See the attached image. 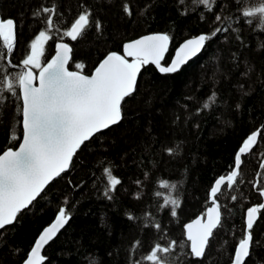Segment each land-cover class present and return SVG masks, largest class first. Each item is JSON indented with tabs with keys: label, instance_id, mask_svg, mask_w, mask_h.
<instances>
[{
	"label": "trees",
	"instance_id": "16d2710c",
	"mask_svg": "<svg viewBox=\"0 0 264 264\" xmlns=\"http://www.w3.org/2000/svg\"><path fill=\"white\" fill-rule=\"evenodd\" d=\"M133 16L125 17L121 0L113 5L101 0H0V15L18 21L17 41L13 53L14 63H20L30 50V41L45 30L44 17L33 18L32 12L41 4L57 5L54 23L60 32H53L45 48L44 62L55 53L60 35L83 9L91 6L94 15L104 23V32L86 30L83 39L76 42L63 38L73 47V57L86 64L85 74L91 72L104 55L110 51L122 53L123 43L152 33H167L172 46L164 64L173 57L176 48L201 33H210L216 26H228L229 31L209 42L206 50L181 71L161 75L153 66L144 69L138 83L136 105L128 111V119L99 134L88 142V147L78 152L70 170L54 180L46 189L47 195L35 203L32 211L23 215L22 223L10 226L0 236V264H22L41 232L51 224L61 206L70 210L71 220L60 235L44 251L45 264H135L147 251V243H166L180 240L186 223L205 216L211 206V187L221 176L234 170V156L244 140L259 131L257 146L242 156V170L231 188L224 185L217 196L221 204L222 227H218L211 241L207 257L209 264H232L234 251L246 233L247 208L264 203L253 185L264 188V30L256 24L255 17L245 18L242 12L258 4L254 0H216L211 12L203 5L188 9L177 6V0H129ZM191 5V0H187ZM205 20L201 22L200 14ZM222 17L220 25L215 16ZM262 16L264 14H256ZM252 19L253 23H246ZM238 29L239 31H232ZM239 35L241 40H236ZM224 36L228 41L223 42ZM217 41H221L217 43ZM236 53V58H232ZM248 67L246 76H241ZM5 73L22 70L5 68ZM70 70H72L70 65ZM7 76H5V87ZM238 83L245 85L241 90ZM215 91L216 101L208 110L200 111L202 103ZM247 91V96L243 92ZM8 96L7 112L0 122V154L7 148L16 149L22 140V128L13 119L15 104ZM192 97L191 100L186 97ZM127 99V98H126ZM240 104V109L235 107ZM187 107H184V106ZM181 117L174 122L175 116ZM11 133L21 139L12 140ZM196 125H199L197 127ZM178 154L169 156L164 149L175 147ZM109 169L122 183L108 200L104 196L108 185ZM139 180L138 185L136 181ZM80 184L77 190L69 184ZM175 184V189L161 188L160 183ZM139 195V199L135 197ZM235 196L236 200L231 197ZM179 199L182 205L178 217L170 216L164 198ZM67 199V205L63 201ZM126 213L136 219L130 221ZM160 223L166 233H160L145 224ZM152 238V239H150ZM145 243L135 252L133 240ZM16 249L20 251L17 253ZM181 248L169 259L178 264L176 256L183 258ZM113 255H109V253ZM245 264H264V209L254 227V244ZM187 264V262H186ZM196 264V262H192ZM198 264H204L199 261Z\"/></svg>",
	"mask_w": 264,
	"mask_h": 264
},
{
	"label": "snow or ice",
	"instance_id": "6c2138e0",
	"mask_svg": "<svg viewBox=\"0 0 264 264\" xmlns=\"http://www.w3.org/2000/svg\"><path fill=\"white\" fill-rule=\"evenodd\" d=\"M216 0H191V5L187 0H177V6H184L182 15L188 14V9L203 5L204 9L211 12ZM101 3L113 5V0H101ZM258 4L256 7L247 8L242 12L245 18L256 19V24L264 30V0H254ZM83 9L68 27L62 31L60 42L55 44V53L45 63L43 57L46 51L47 42L53 38V32H60L54 23V18L58 15L56 4L51 7L41 6L32 12L33 18L44 17L45 30H39L38 34L30 41V50L26 52L25 58L20 63H14L13 53L17 41L18 21L10 16L0 15V63L5 68L18 69L22 65L21 71L13 76L11 72L5 73L0 69V122H3L8 106V96L5 91L14 99L15 104L13 119L22 128V140L14 150L9 147L0 154V236H4L7 231L14 230L9 226L22 223L23 215L32 211L35 203L43 199L46 195L48 185L61 178L62 174L72 167L74 157L78 152H82L88 147L89 141L94 137L102 139L98 134L106 133L114 125L120 124L128 119L127 113L136 105V95H138V76L143 67L155 66L161 74H174L180 71L193 57L202 50H206L209 42L216 40L218 35L227 33L228 26H216L210 33H201L196 38L187 39L176 51L175 57L170 64L162 65L166 53L169 50L171 37L167 33H154L144 35L140 38L123 43L122 54L110 51L97 62L94 69L85 74L83 71L86 64L78 62L73 57V47L63 42V38H70L76 42L83 39L86 30L95 29L96 34L102 35L104 23L94 15L91 6L81 4ZM121 11L125 17L133 16L132 4L129 0H121ZM203 22L205 17L200 14ZM221 15L215 16V23L220 25ZM248 24H252V19H246ZM232 31H239L232 29ZM236 40H241L237 35ZM228 37L224 36L223 42H227ZM221 41H217L220 43ZM264 48V45H261ZM131 58V60L129 59ZM232 58H236V53H232ZM70 65L72 70H70ZM35 70V71H34ZM252 71L248 67L241 76H246ZM5 76L7 82L5 87ZM238 87L243 90L245 85L238 83ZM247 91L243 95L247 96ZM127 98V99H126ZM191 100L192 97H186ZM216 101V93L213 91L202 108L196 110H208ZM184 107H187L186 105ZM235 107L240 109V104ZM179 115L175 116L174 122L180 121ZM199 127V125H196ZM12 140L21 139L20 136L11 133ZM258 133L253 132L244 140L242 147L238 149V154L234 156V169L227 176L229 188L236 182L238 174L242 170L244 160L242 156L257 146ZM260 143H264L261 140ZM175 147H166L164 151L169 156L178 154ZM264 169V161L259 165ZM108 185L104 196L108 200L114 199L112 193L117 186L122 183L119 178L112 176L109 169ZM136 183L139 185L140 181ZM225 177L221 176L215 181V187H211V206L208 207L204 218H196L182 226L184 236L182 239H170L166 243H147V251L143 256L146 264H172L170 256L176 255L183 248V258L176 256L178 264H192L203 261L209 264L207 257L211 241L215 239L214 230L222 227L221 204L217 202V194ZM74 189H79L80 184H72ZM258 190L259 197H264V188L253 185ZM161 188L175 189L176 185H169L167 181L160 183ZM139 199V195L135 197ZM236 200V197H231ZM68 201H63L67 205ZM165 206L169 204L170 216L178 217V210L182 205L179 199L169 200L164 198ZM264 209V203L247 208L246 233L239 240L238 247L234 251L232 264H245L246 258L251 255L250 248L254 244V227L257 223L256 215ZM127 219L134 221L130 213H126ZM71 219L70 210L61 206L55 216V223L43 230V234L35 241L29 254L26 255L22 264H45L47 259L42 255V249L69 223ZM146 228H152L160 233L163 239L166 229L160 223L145 224ZM152 239V238H150ZM140 239L133 240L131 250L135 252L137 248L145 246ZM20 250L16 249L18 253ZM113 255V253H109ZM91 264H97L95 260ZM135 264H141L136 261Z\"/></svg>",
	"mask_w": 264,
	"mask_h": 264
},
{
	"label": "water",
	"instance_id": "95a60500",
	"mask_svg": "<svg viewBox=\"0 0 264 264\" xmlns=\"http://www.w3.org/2000/svg\"><path fill=\"white\" fill-rule=\"evenodd\" d=\"M152 34H154V33H152ZM196 37H198V36H196ZM196 37H192V38H196ZM63 42H65V41H63ZM185 42V41H184ZM183 42V43H184ZM65 43H68L69 45H70V47H72V45L69 43V42H65ZM183 43H181L177 48H176V50H175V52H174V54H173V57H172V59L175 57V53H176V51L181 47V45L183 44ZM171 46H172V40H170V43H169V50H168V52L166 53V56H165V59H166V57H167V55L169 54V52H170V49H171ZM204 50H202L197 56H195V57H193L191 60H189L185 65H183L182 67H181V69H180V71L182 70V68L184 67V66H186L189 62H191V61H193L194 59H196L198 56H200L201 54H202V52H203ZM123 52V51H122ZM120 54H122V53H120ZM129 59L131 60V58L129 57ZM171 59V60H172ZM171 60H170V62L168 63V64H170L171 63ZM164 62H165V60L164 61H162V65H165L164 64ZM149 66H153V65H148V66H145V67H143L142 68V70H141V74L138 76V81H137V84L139 83V79H140V77H141V75H142V73H143V71H144V69L145 68H147V67H149ZM154 68H155V66H153ZM156 69V68H155ZM23 70V69H22ZM158 72H159V70L158 69H156ZM35 71V70H34ZM179 72V71H178ZM178 72H176V73H178ZM160 73V72H159ZM161 74V73H160ZM175 74V73H174ZM161 75H173V74H161ZM114 126H117V125H114ZM114 126H112V127H114ZM257 133H258V136H259V131H256ZM99 135V134H98ZM95 138V137H94ZM93 138V139H94ZM92 139V140H93ZM90 142V141H89ZM88 143V142H87ZM15 150V149H14ZM248 153L246 152L243 156H245V155H247ZM69 170H70V168H69ZM68 170V171H69ZM235 170V169H234ZM67 171V172H68ZM66 173V172H65ZM63 175V174H62ZM53 182V181H52ZM51 182V183H52ZM50 183V184H51ZM49 184V185H50ZM227 184V176L225 177V183L224 184H222L221 185V187H220V190L218 191V194L220 193V191H221V189L223 188V186L224 185H226ZM48 185V186H49ZM214 187H215V184H214ZM47 189V188H46ZM218 194H217V196H218ZM212 198V197H211ZM262 210V209H261ZM198 218H204V219H206V216H200V217H198ZM258 218H259V213H257V215H256V220H258ZM71 220V219H70ZM246 220H247V215H246ZM70 222V221H69ZM53 223H55V219L51 222V224L50 225H48L47 227H50ZM69 224V223H68ZM68 224L67 225H65V227L63 228V229H61L60 230V232L48 243V244H46L45 246H44V248L42 249V255L44 254V251H45V249L47 248V246L48 245H50V243L51 242H53L59 235H60V233L68 226ZM10 227V226H9ZM46 227V228H47ZM219 227V226H218ZM214 232H215V230H214ZM43 234V231L41 232V234L40 235H42ZM39 235V236H40ZM38 239V238H37ZM250 250H251V248H250ZM247 259L248 258H246V261H247ZM246 261H245V263H246Z\"/></svg>",
	"mask_w": 264,
	"mask_h": 264
},
{
	"label": "rangeland",
	"instance_id": "374dc122",
	"mask_svg": "<svg viewBox=\"0 0 264 264\" xmlns=\"http://www.w3.org/2000/svg\"><path fill=\"white\" fill-rule=\"evenodd\" d=\"M43 61H44V57H43Z\"/></svg>",
	"mask_w": 264,
	"mask_h": 264
}]
</instances>
